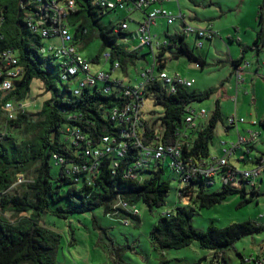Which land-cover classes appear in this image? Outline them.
Masks as SVG:
<instances>
[{
    "label": "trees",
    "instance_id": "obj_1",
    "mask_svg": "<svg viewBox=\"0 0 264 264\" xmlns=\"http://www.w3.org/2000/svg\"><path fill=\"white\" fill-rule=\"evenodd\" d=\"M33 1L0 0L4 14L0 29V51L14 48L18 53L19 64L24 67V73L17 81L16 88L4 97L0 92V192L5 191L0 206L2 212L10 215H0V264H57L62 235L41 224L40 216L45 211L57 212L66 217L68 212H85L104 205L105 212L111 215L114 212L113 204L118 200L130 204L144 201L153 208L163 205L171 190L170 181L162 176L163 165L160 164L149 178H124V169L137 155L133 148L128 150L126 157L120 159V168L116 174L112 171V158H103L100 175L93 185L76 182L67 175L64 167L58 177L53 176V154L63 155L68 163L81 159L79 149L66 139V127L69 125L79 128L94 144H98L103 135H118L120 127L110 116L112 110L122 106L126 98L121 96V85L111 80L87 86L79 95L73 94L71 82L74 78L62 79V64L54 55L47 54L45 38L33 32L25 20L28 13L36 11ZM75 1L76 9L66 18L73 44L86 47L93 40L101 38L103 48H108L111 53L108 61L111 62L112 68L114 62L118 61L120 68L126 70L130 64H135L138 59L144 57L138 50H131L117 43L119 38L128 34V29L121 28L123 22H128L127 18L118 23L100 22L106 13L117 7L103 6L99 0ZM117 28L119 31L115 30ZM169 36L177 46L176 56L186 54L190 59L199 61L202 67L207 64L205 57L194 53L196 43L192 48L186 35L176 32ZM263 47L264 7L261 6L256 38L251 46H243L239 59L233 60L235 72L244 63L245 54L249 50L259 54ZM166 49L163 45L157 52L159 70H163L166 65ZM95 60H98V57ZM36 79L44 83L45 91L50 93V97L43 101L35 116L26 111L19 113L15 118H8L2 107L3 103L11 99L25 100ZM107 85L111 87L105 91ZM192 86L193 84L180 86L176 93H168L160 82H154L147 85L146 92L153 95L156 104H161L164 108L163 115L159 118L164 139L174 141L179 138L176 132L180 131L183 134L180 139L183 141L185 156L193 155L197 159L205 160L210 158V143L217 124L227 121V117H223L221 106L226 95L223 85L201 91L191 89ZM214 92L218 97L210 120L205 123L202 121L199 127L197 124L192 126L187 123L186 117L192 113L188 110L189 107L192 108V102L206 99ZM154 125L155 123L151 125L145 120L147 138L155 132ZM191 127L197 128L194 138L187 133V129ZM20 128H23L25 134L22 138H18L15 133V130ZM262 156L264 152L257 155L253 161L257 162ZM228 162L237 167L230 161V157ZM21 175L24 180L14 185ZM65 184L68 186L63 191ZM198 184L201 188L196 193H180L181 198L190 194L186 205L176 206L160 215L150 232L152 243L160 249H171L183 248L198 241L201 247L214 250L216 259H221L223 264H230L225 251L243 236L260 232L264 225L247 220L225 227L211 223L206 230L195 228L192 216L196 205L211 207L236 192L245 196L243 203L251 200L246 197V184L239 187L225 180L221 190L212 192L204 189L205 184L202 181ZM63 198L68 200L70 207L60 205L53 209L52 203ZM114 216L131 218L140 223L139 216L122 209ZM241 264H246V260L243 259Z\"/></svg>",
    "mask_w": 264,
    "mask_h": 264
},
{
    "label": "rangeland",
    "instance_id": "obj_2",
    "mask_svg": "<svg viewBox=\"0 0 264 264\" xmlns=\"http://www.w3.org/2000/svg\"><path fill=\"white\" fill-rule=\"evenodd\" d=\"M260 0H177L166 2L161 5L167 9L173 10L176 15L179 11L187 16L185 22L193 27H202L195 25L196 21L210 19L215 24L218 34L214 41L209 43L205 41L202 48L194 47L195 36L191 34L187 37V41L193 48L196 55L207 58V64L202 67L199 61L190 59L186 54L176 56L177 46L174 44L169 34L181 32L183 30L182 20L177 19L173 24H168L167 19L163 17L157 18V22L152 25V33L155 34L156 40L166 42L167 49L164 55L166 65L164 71L169 75L179 73L183 77L192 80L193 90H205L210 87L220 85L224 78L228 77L227 66L233 69L231 54L239 56L243 53V43L238 41L241 37L239 34L244 32L245 27L258 25V13L263 4ZM127 18L129 28L128 34L117 40L129 49L138 50L140 55L144 56L130 64L126 70L122 68L112 69L111 62L104 57L103 40L97 38L88 46L81 47L76 44L80 53L92 63V70H103L111 72L112 78H120L127 85H135L143 80L142 72L151 67L154 62V56L148 45H141L140 39L136 36V30L139 23L144 20V13L141 9L128 10L117 7L106 13L100 22L109 24L111 22L118 23L121 19ZM202 24V21H198ZM241 28V32L237 30ZM252 30V27H249ZM227 33H232L234 41L228 37ZM245 41L247 36L242 37ZM61 40L59 37H50L45 39V50L47 54H52V46L59 45ZM240 43V44H239ZM252 43L250 44V46ZM156 52H158L156 48ZM256 51L249 50L245 56V63L249 66L254 64L258 59ZM98 57V60H95ZM246 66V65H244ZM247 66V67H249ZM231 69V72H232ZM246 72L241 79L244 81L242 87H232L226 103L222 106L225 117L227 114L237 111L240 108L246 118H252L248 115V111L252 112L256 117L254 106L250 102L248 72L249 68H245ZM158 73V69H156ZM236 73V72H235ZM84 76L81 74L80 77ZM237 76V75H236ZM79 78V77H78ZM78 78L71 82V87L75 88ZM101 83H104L101 82ZM50 97V93L45 91L44 83L36 79L32 83L25 102L27 103V111L35 116L40 110L43 101ZM217 94L214 92L210 97L193 101L191 106L200 110H207L205 120L197 118L198 127L210 120L215 110ZM224 102V101H223ZM164 108L161 104H156L153 95L145 97L143 113L149 124H154V129L159 134L163 132L159 118L163 115ZM248 119V118H247ZM227 126L220 121L214 131V138L210 143V159L218 157L222 143L228 144L236 141L234 130L227 132ZM261 134L256 141V150H264V127L256 126ZM16 136L22 138L25 136L23 128L15 130ZM187 133L194 138L197 134V128L191 127L187 129ZM64 137V135H63ZM254 141V142H255ZM238 150L230 158V161L240 170L252 168L254 164L250 162H239L237 160ZM170 158H167L163 164V177L171 183L170 193L166 197V202L160 206L150 208L149 205L140 201L136 204L139 209L140 223L127 218L129 224H125L123 218L115 217L105 212L104 205H99L85 212H68L67 216H61L57 212L45 211L40 216L41 224L52 228L61 233V243L57 252V264H223L221 259H216L215 251L209 248H203L198 241L192 242L183 248L160 249L152 243L151 229L158 221L160 215L168 210L174 209L176 206L186 205L189 199L181 198L179 194L180 177L172 169L169 164ZM52 174L55 177L61 172V166L56 165L53 161ZM158 167L152 164L146 171L142 173L144 179L149 178ZM223 170L216 175L215 183L212 185H204L207 192L219 191L223 188L222 179ZM255 184L246 183L247 198L249 202L243 203L245 196L236 192L229 195L221 203H217L211 207H200L196 205L193 208L192 224L199 230H206L207 227L214 223L218 227H225L231 223H239L247 220H253L264 225V172L261 176L256 177ZM67 184L63 186V191L67 188ZM201 188L198 184L194 187V193ZM62 191V192H63ZM188 201V202H187ZM187 202V203H186ZM70 207V203L66 198L54 201L52 208L57 209L58 206ZM225 256L230 264H241L242 260H246V264H259L261 260L264 262V229L260 232L247 234L237 240L234 245L225 251Z\"/></svg>",
    "mask_w": 264,
    "mask_h": 264
},
{
    "label": "built area",
    "instance_id": "obj_3",
    "mask_svg": "<svg viewBox=\"0 0 264 264\" xmlns=\"http://www.w3.org/2000/svg\"><path fill=\"white\" fill-rule=\"evenodd\" d=\"M174 0H99V2L109 8H125L134 10L141 9L144 13V20L139 23L136 30V36L140 39L141 45H148L154 56V62L150 68L142 72L143 80L135 85H127L118 77L112 78L111 72L103 70H92V63L85 58L77 46L72 42V34L68 25L66 24L67 15L76 9L75 0H34V7L36 11H32L26 15V22L29 28L39 33L43 38L59 37L61 43L52 46V54L63 66L62 79L68 80L71 78H78L77 85L73 88V94L79 95L81 91L87 86H94L104 81H115L116 84L121 85V96L126 98L122 106L116 107L111 112V120L120 127L118 135H103L98 142L94 144L88 140L82 131L73 126L66 127V139L76 148L79 149L80 160L68 163V160L57 153L53 154V161L56 165L65 168L67 175L72 177L76 182L93 185L101 172L102 160L105 157L112 158L113 174L117 173L120 168L121 158L126 157L130 148L137 151L135 159L130 162L124 169L123 176L127 179L143 180L142 173L147 170L152 164L163 165L167 158H170V166L180 177L179 194L182 191H194V187L202 181L205 185H212L215 183V177L222 170L223 182L228 180L236 186H243L246 183L255 184V178L259 177L264 172V156H262L250 169L240 170L229 164L228 158L231 157L236 148L240 145L250 144L254 142L259 133L252 128L247 129V135H239L237 143H230L223 148V153L219 157L207 158L200 160L193 155L185 156L183 152V141L180 139V131L176 132L178 139L168 141L164 139L162 133L154 132L149 138L146 137L145 117L143 107L145 97L148 95L146 87L150 83L160 82L168 93H176L180 86H191L192 80L181 76L179 73L169 75L164 70H159V59L156 48L159 49L166 42L156 40L155 34L152 33V25L157 22V18L163 17L167 19L168 24H173L177 19L184 21L183 30L181 33L188 37L191 34L196 36V46L203 45L204 38H212L217 32L212 24L206 27H193L185 22V16L179 11L176 15L171 10L164 6H153L154 4L161 5L164 2ZM178 1V0H177ZM3 10L0 5V29L3 22ZM122 29H128V22L121 24ZM119 31V29H115ZM1 31V30H0ZM106 60L111 58V53L106 51L104 53ZM120 68L118 61L114 62L112 69ZM241 68V67H240ZM236 70L237 76L241 78L242 70ZM158 69V73H156ZM24 67L19 64L18 53L14 48H7L0 51V92L2 96L11 93L17 86V81L22 77ZM81 74L84 76L80 77ZM110 85L105 87V91L110 89ZM3 109L6 111L8 118H15L19 113L27 111V103L25 100L11 99L3 103ZM189 113L186 117V122L192 126L196 125V118H203L207 115L206 109L196 110L193 107L188 108ZM264 114L258 121L252 119L250 122L253 125L263 123ZM246 122L245 117L232 113L227 116V123L230 126L238 128L239 123ZM194 179V181H193ZM24 180L23 176H19L17 183ZM199 180V181H198ZM5 191L0 192V201ZM190 194L184 197L188 200ZM188 202V201H187ZM186 202V203H187ZM114 216L120 210L127 211L139 216V209L136 204H130L124 200H118L113 204ZM166 213V212H164ZM8 215L1 211L0 215ZM125 224H129L127 219H123ZM259 264H264L259 261Z\"/></svg>",
    "mask_w": 264,
    "mask_h": 264
},
{
    "label": "crops",
    "instance_id": "obj_4",
    "mask_svg": "<svg viewBox=\"0 0 264 264\" xmlns=\"http://www.w3.org/2000/svg\"><path fill=\"white\" fill-rule=\"evenodd\" d=\"M261 1L262 0L259 1L260 4H261ZM168 2H171V1H168ZM164 3H166V2H164ZM262 3L263 4L261 6L264 5V0H263ZM177 6L180 9L178 1H177ZM171 11H173V10H171ZM183 15L185 16L184 17L185 20H187V16L185 14H183ZM198 21H202V24L199 23ZM198 21H196L195 25H199V26H202L204 28V27L208 26L209 24H212V26L215 29V31L216 32L218 31L216 29L215 24L213 23L212 20L207 19V20L203 21V20L199 19ZM181 22H182V27H183L185 23H184L183 20ZM250 26L252 27V30H250V28H249ZM257 29H258V25L257 26H252V25L246 26L244 32H241V28H238L237 30H239L241 32V34H239L241 37L238 38V41L240 43H243L244 46H250V44L251 43L253 44V42H254V40L256 38ZM217 34H218V32H217ZM217 34L214 37H212V38H204L203 41H202L203 45L200 46V48H202L204 46L205 41H208V42L210 41L209 43L213 42L215 37L217 36ZM227 35H228L229 38H231L234 41V36H233L232 33H227ZM245 35L247 36V38H246L247 40L246 41L242 38ZM194 40H196V36H195ZM242 49H243V47H242ZM251 51H254V50H251ZM239 52H240V49L238 50V56H239ZM256 55L258 56V59L256 61H254V64L252 66H249L250 64H248V63L244 64L245 62L242 63V65L239 66V68L241 67L240 70H242L241 77L246 73V72H244V69L245 68H249L248 78H249V84L251 85V88H250L248 93H250L249 94L250 102L253 104V106L255 108L254 111L256 112V117L253 115L252 112L248 111V115L249 116L251 115L250 117H252V118L247 117L248 118L247 119L246 116L243 113H241L240 108H239L238 111H237V107L235 108L234 112H232V113H236L239 116L245 117L246 122L239 123L238 128H237L235 126L228 125V123L226 121V123H225L226 126H227V128H226L227 130L226 131L229 132L231 130H234V132L236 134V138L237 139L233 143H237L238 142V136L239 135H247V129L252 128L254 130H257L259 135H260L261 132H260V130L256 129V126L260 125V126L264 127L263 123H259L257 125H253L250 122L252 119H256V120L259 121L261 119L262 115L264 114V47L259 52V54L256 53ZM238 56H233L231 54V58L230 59H232V63H233V60L239 59L242 55L240 57H238ZM245 59H246V56H245ZM206 60H207V58H206ZM244 65H246V66H244ZM247 66H249V67H247ZM226 68L228 69V77L224 78L222 80V82L220 83V85H223L224 92H225V95H226V97L224 99V102H222L221 106H223L226 103V101L228 100L230 94H232V87L234 85L236 87V90H237V88L242 87L244 85L243 84L244 80L239 78L238 76H236L237 72L235 73L234 65H233V69L230 66H227ZM231 69H232V72H231ZM220 85H218V86H220ZM217 97H218V94H217ZM232 113L227 114L226 117L228 115L232 114ZM201 120L204 121L205 118H203ZM201 123H202V121H201ZM256 141H257V139H256ZM256 141L252 142L250 144H245L246 146L245 145H240L239 147L236 148V150H238V155H237L236 158H237V160L239 162L243 161L245 163L246 162H250V163L254 164L255 163L253 161L254 158H256L257 155H260V153L264 152V150H261V151L256 150ZM227 145H229L227 142H223L222 143V148L219 150V154L220 155H218V157L222 155L223 148L225 146H227Z\"/></svg>",
    "mask_w": 264,
    "mask_h": 264
},
{
    "label": "water",
    "instance_id": "obj_5",
    "mask_svg": "<svg viewBox=\"0 0 264 264\" xmlns=\"http://www.w3.org/2000/svg\"><path fill=\"white\" fill-rule=\"evenodd\" d=\"M263 7H264V5H263ZM249 64V63H248Z\"/></svg>",
    "mask_w": 264,
    "mask_h": 264
}]
</instances>
